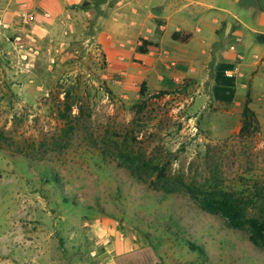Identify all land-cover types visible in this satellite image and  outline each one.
<instances>
[{
    "label": "rangeland",
    "instance_id": "374dc122",
    "mask_svg": "<svg viewBox=\"0 0 264 264\" xmlns=\"http://www.w3.org/2000/svg\"><path fill=\"white\" fill-rule=\"evenodd\" d=\"M114 1L59 0L55 16L27 4L0 11V264H264L244 230L184 192L134 178L118 156L140 151L185 181L215 172L229 190L264 191V129L238 135L239 117L211 100L206 59L202 76L180 80L191 79L185 91L130 108L143 80L133 56L141 36L119 45L140 73L116 78L102 50ZM171 1L191 28L223 16L249 24L250 9H264V0ZM162 2L129 0L119 33L140 29ZM116 242L123 249L112 255Z\"/></svg>",
    "mask_w": 264,
    "mask_h": 264
},
{
    "label": "crops",
    "instance_id": "0c3cea01",
    "mask_svg": "<svg viewBox=\"0 0 264 264\" xmlns=\"http://www.w3.org/2000/svg\"><path fill=\"white\" fill-rule=\"evenodd\" d=\"M2 1V16L12 15L23 3L31 10L36 8L43 11L48 7L53 16L62 9L59 0ZM162 1L149 6L140 20V29L127 35L119 33L120 24H117L115 17L125 12L129 0L114 1L110 17L104 20L112 30L102 43L104 54L108 59L110 56L112 74L124 80L126 77L136 78L137 73H140L132 63L126 61L128 51L119 47L127 38L140 35L141 38L151 41L145 53L136 52L133 55L142 64L141 81L145 82L148 92L176 84L188 75L202 76V63L206 59L210 62L209 93L214 106L223 108L226 113H235L240 118L247 96V106L253 111L258 128L264 129V9H250L249 24L234 16L235 21L237 20L235 24L223 16L211 17L204 26L196 25L191 28L186 18L177 14L176 8L171 9V0ZM135 11L134 7L129 8L131 14ZM225 13L228 14L227 11ZM3 21L6 26H11L9 18ZM128 23L134 26L137 22L130 19ZM240 24L246 31L237 26ZM169 26L172 27L167 29ZM202 27H205L206 36L202 35ZM172 32L188 36L185 41L180 42L170 38ZM257 35H263V38L260 39ZM148 81L159 85L150 89ZM162 82L165 84L160 86ZM110 246L112 255L123 249L121 242Z\"/></svg>",
    "mask_w": 264,
    "mask_h": 264
},
{
    "label": "trees",
    "instance_id": "16d2710c",
    "mask_svg": "<svg viewBox=\"0 0 264 264\" xmlns=\"http://www.w3.org/2000/svg\"><path fill=\"white\" fill-rule=\"evenodd\" d=\"M187 34L172 32L170 38L183 42ZM263 38V35H257ZM136 50L145 53L151 41L140 38ZM186 78L170 87L148 92L144 81L137 88L138 98L131 103L130 108L138 113L142 110L148 98H157L164 94L183 92L187 87ZM247 96L239 118V136H248L258 130V122L253 111L247 106ZM72 105V104H71ZM69 109V106L66 107ZM1 136V131H0ZM118 156L127 164V168L134 178L148 180L156 190L164 194L184 192L198 204L205 212L219 216L225 225L231 229L244 230L249 242L259 248H264V191L246 193L243 190H229L221 183L217 174L211 173L201 182L185 181L180 174L169 175L167 163L162 164L155 158L145 157L140 151H122Z\"/></svg>",
    "mask_w": 264,
    "mask_h": 264
},
{
    "label": "built area",
    "instance_id": "2783aa9c",
    "mask_svg": "<svg viewBox=\"0 0 264 264\" xmlns=\"http://www.w3.org/2000/svg\"><path fill=\"white\" fill-rule=\"evenodd\" d=\"M21 6L25 7V4L23 3ZM21 15H22L23 21H25L28 18L27 14L24 10H22Z\"/></svg>",
    "mask_w": 264,
    "mask_h": 264
}]
</instances>
